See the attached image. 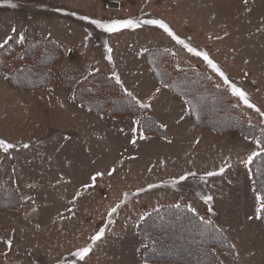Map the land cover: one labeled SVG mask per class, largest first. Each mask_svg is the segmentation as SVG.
<instances>
[{
	"label": "rangeland",
	"instance_id": "rangeland-1",
	"mask_svg": "<svg viewBox=\"0 0 264 264\" xmlns=\"http://www.w3.org/2000/svg\"><path fill=\"white\" fill-rule=\"evenodd\" d=\"M34 37L63 54L43 88L0 75V182L32 201L0 214V264H186L138 260V223L177 204L225 228L235 251L217 250L220 264H264L249 169L264 144L199 126L145 62L148 49L170 50L176 69L211 75L264 133V0H0V48ZM95 71L117 73L166 135L132 113L80 109L75 88ZM209 97L216 120L235 116ZM184 230L157 236L156 251L206 259L202 233Z\"/></svg>",
	"mask_w": 264,
	"mask_h": 264
},
{
	"label": "trees",
	"instance_id": "trees-1",
	"mask_svg": "<svg viewBox=\"0 0 264 264\" xmlns=\"http://www.w3.org/2000/svg\"><path fill=\"white\" fill-rule=\"evenodd\" d=\"M62 54L59 45L49 38L34 37L23 41L9 39L0 48V75L9 84L22 89L43 88L53 82L51 65L57 63ZM36 59L39 63L35 66H25ZM145 62L160 84L186 102L192 119L199 126H209L218 132H237L256 138L264 144V133L247 121L246 116L232 104L233 96L230 90L217 85L211 75L176 69L173 65V55L167 49H148L145 52ZM210 95L222 110L232 112L235 116H231L230 120L225 116V121H221L207 113L203 108V100L210 98ZM74 99L80 109L108 117L132 113L137 116L138 127L144 132L166 135L165 128L148 111V104L133 95L117 73H90L77 84ZM249 169L253 189L260 198V221L264 224V152L257 154L250 161ZM31 203L29 195L19 186L0 182V214L6 209H20ZM180 225L185 232L202 233L199 240L207 253L206 259L156 251L157 238L167 234L168 230L175 231ZM136 232L141 242L138 260L142 263L220 264L216 257L217 250L228 254L235 251L223 226L212 220H205L187 204L164 205L152 210L138 223Z\"/></svg>",
	"mask_w": 264,
	"mask_h": 264
},
{
	"label": "crops",
	"instance_id": "crops-1",
	"mask_svg": "<svg viewBox=\"0 0 264 264\" xmlns=\"http://www.w3.org/2000/svg\"><path fill=\"white\" fill-rule=\"evenodd\" d=\"M162 85V84H161ZM165 263H167V262H165ZM175 263V262H174Z\"/></svg>",
	"mask_w": 264,
	"mask_h": 264
}]
</instances>
